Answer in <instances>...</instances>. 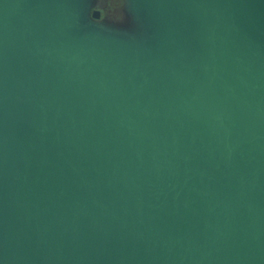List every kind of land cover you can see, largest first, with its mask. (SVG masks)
<instances>
[{
	"label": "water",
	"instance_id": "water-1",
	"mask_svg": "<svg viewBox=\"0 0 264 264\" xmlns=\"http://www.w3.org/2000/svg\"><path fill=\"white\" fill-rule=\"evenodd\" d=\"M124 2L0 0V264H264V0Z\"/></svg>",
	"mask_w": 264,
	"mask_h": 264
},
{
	"label": "rangeland",
	"instance_id": "rangeland-1",
	"mask_svg": "<svg viewBox=\"0 0 264 264\" xmlns=\"http://www.w3.org/2000/svg\"><path fill=\"white\" fill-rule=\"evenodd\" d=\"M124 3V0H96L95 7L101 10L104 22L109 23L110 21L109 25L114 24L112 28L116 29L118 26L121 27L119 23L122 24L128 19L125 16Z\"/></svg>",
	"mask_w": 264,
	"mask_h": 264
}]
</instances>
